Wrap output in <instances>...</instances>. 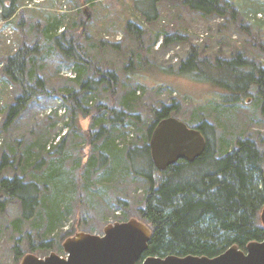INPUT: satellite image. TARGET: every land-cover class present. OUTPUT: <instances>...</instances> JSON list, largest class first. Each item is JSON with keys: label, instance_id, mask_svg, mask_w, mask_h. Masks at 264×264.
Returning a JSON list of instances; mask_svg holds the SVG:
<instances>
[{"label": "rangeland", "instance_id": "rangeland-1", "mask_svg": "<svg viewBox=\"0 0 264 264\" xmlns=\"http://www.w3.org/2000/svg\"><path fill=\"white\" fill-rule=\"evenodd\" d=\"M225 1L235 8V19L203 17L189 11L180 0L155 2L156 16L149 21L142 15L148 10L146 0H16L10 19H0V161L3 155L8 159L3 176L34 182L40 201H46L48 207L57 205L60 213L51 231L47 230L45 204L40 221H36L37 216L20 221L16 202L0 211V264H20L27 254L65 257L62 244L67 238L78 233L102 236L109 224L137 219L147 184L133 173L124 155L119 160L110 157L103 169L86 170V161L93 155L97 127L92 125L100 116L94 113L98 106L141 116V125H125L117 131L105 125L119 150L140 146L151 110L173 103L178 107L171 117L191 128L200 120L214 128L219 155L231 151L238 139L246 138L264 150V119L255 89L244 100L227 105L221 88L178 73L192 48L200 58L210 61L242 53L264 68V0ZM54 19L59 20L56 34L64 30L66 36L74 37L96 69L113 72L116 77L113 90L101 85L96 91L78 95L84 96L81 106L91 114L75 121L71 102L63 99L80 91L73 65L43 34ZM128 22L139 28V39L127 32ZM176 35L183 41L164 43L165 36ZM24 45L38 49L33 55L34 68L44 79L48 94L33 99L4 131L5 113L18 90L2 74V68L5 57ZM92 68L88 66L85 77L97 79ZM62 141L59 153L56 148ZM59 165L62 184L57 189L53 181L44 180L49 167ZM43 242L50 249L35 250ZM30 244L34 251H30ZM15 249L22 252L21 258L17 259Z\"/></svg>", "mask_w": 264, "mask_h": 264}, {"label": "trees", "instance_id": "trees-1", "mask_svg": "<svg viewBox=\"0 0 264 264\" xmlns=\"http://www.w3.org/2000/svg\"><path fill=\"white\" fill-rule=\"evenodd\" d=\"M146 0L148 14L142 15L147 21L154 20L155 2ZM189 11L203 17L236 18L235 8L225 0H180ZM0 19L7 21L14 14L16 0H0ZM59 28V20L49 22L43 30L48 42L62 57L73 65L75 82L80 87L79 93L68 94L63 99L70 101L72 121L78 116L88 117L89 109L82 108L83 97L78 95L93 92L97 87L105 85L113 90L116 77L113 72H101L91 64L83 48L77 44L74 37L55 31ZM126 30L136 38H140L139 28L128 22ZM182 42L183 38L165 36L164 43ZM264 49V48H263ZM36 46L24 45L13 54L5 57L2 74L18 90L13 103L4 116L3 130L14 123L28 104L39 95H47L44 79L36 74ZM93 67V76L85 77ZM129 67V66H127ZM178 73L196 81L209 83L221 88L225 93L223 103L236 104L249 97L255 89V95L260 103L261 115L264 119V68L258 62L251 60L242 53H235L228 60L216 58L210 61L200 58L197 50L192 48L188 56L180 63ZM177 104H161L151 110V121L145 128V138L140 146H131L123 150L117 149L111 139L109 129L119 130L125 125H141L139 114L118 110L114 107L95 108L94 113L100 114L93 122L97 127L92 140L93 155L86 161V170L106 167L110 157L119 160L124 155L133 173L141 177L147 184L143 207L137 211V219L144 223L151 235L146 251L140 261L146 257L167 255L198 256L213 258L223 253L229 247L236 246L245 250L250 242L264 240V229L260 222V212L264 206V150H260L251 139H238L234 148L222 155L218 154L214 128L204 120L194 127L205 140L203 153L191 163L180 160L170 165L164 171H158L150 155L149 141L156 124L177 111ZM95 116V115H94ZM92 115V119L94 118ZM62 141L56 151L63 148ZM27 159V157H26ZM8 159L3 155L0 161V211L10 203L20 206V221L43 220L42 206L46 201H40V190L34 182L23 178L3 176V169L8 165ZM40 164L35 165L38 169ZM60 165L51 166L47 171L45 182L54 183L57 189L62 182L59 177ZM41 209V211H37ZM47 230H53L59 220L57 205L44 207ZM16 247V246H15ZM30 251H34L29 245ZM50 249L48 243H40L35 250L45 252ZM17 259L23 256L18 249L14 250Z\"/></svg>", "mask_w": 264, "mask_h": 264}, {"label": "water", "instance_id": "water-1", "mask_svg": "<svg viewBox=\"0 0 264 264\" xmlns=\"http://www.w3.org/2000/svg\"><path fill=\"white\" fill-rule=\"evenodd\" d=\"M205 145L196 128L188 127L174 117L159 121L149 141L151 160L158 171H164L180 160L191 163L203 153ZM260 222L264 229V207ZM150 235L144 223L131 218L107 225L102 236L78 233L67 238L62 244L66 257L55 253L44 258L27 254L20 264H137L147 249ZM141 264H264V240L248 243L245 250L229 247L213 258L148 257Z\"/></svg>", "mask_w": 264, "mask_h": 264}, {"label": "flooded vegetation", "instance_id": "flooded-vegetation-1", "mask_svg": "<svg viewBox=\"0 0 264 264\" xmlns=\"http://www.w3.org/2000/svg\"><path fill=\"white\" fill-rule=\"evenodd\" d=\"M264 207V206H263ZM263 207H262V209H263ZM261 209V210H262ZM261 213V212H260ZM149 242V241H148ZM147 246H148V243H147ZM146 251V250H145ZM143 255V254H142ZM167 256H175V255H167ZM167 256H165V257H167ZM189 256H191V255H189ZM65 257H66V254H65ZM142 257V256H141ZM140 257V258H141ZM165 257H163V258H165ZM178 257V256H177ZM183 257H185V256H183ZM196 257H198V256H196ZM204 257V256H203ZM146 258H148V257H146ZM146 258H144L142 261H140V259H139V261H138V263L137 264H141ZM155 258H160V257H155ZM208 258V257H207Z\"/></svg>", "mask_w": 264, "mask_h": 264}]
</instances>
